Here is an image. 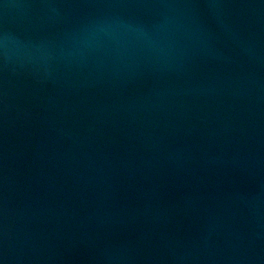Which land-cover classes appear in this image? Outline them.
<instances>
[{
  "label": "water",
  "instance_id": "obj_1",
  "mask_svg": "<svg viewBox=\"0 0 264 264\" xmlns=\"http://www.w3.org/2000/svg\"><path fill=\"white\" fill-rule=\"evenodd\" d=\"M0 264H264V0H0Z\"/></svg>",
  "mask_w": 264,
  "mask_h": 264
}]
</instances>
